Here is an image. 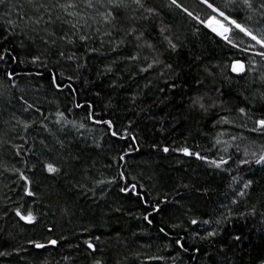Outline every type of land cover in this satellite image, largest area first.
I'll return each mask as SVG.
<instances>
[{
  "label": "trees",
  "instance_id": "1",
  "mask_svg": "<svg viewBox=\"0 0 264 264\" xmlns=\"http://www.w3.org/2000/svg\"><path fill=\"white\" fill-rule=\"evenodd\" d=\"M209 3L254 34L264 33V0H251V8L243 0ZM177 5L146 0L158 14L136 22L153 44L167 26L177 45L175 51L157 45L171 69L158 65L147 72L139 71L143 60L124 61L131 47L113 52L100 38L88 43L97 52L78 40L61 44L80 59L57 63L55 56L41 55L44 32L37 36L22 22L15 30L5 23L6 12L14 21L18 12L34 15L28 0L0 5V252L9 253L0 264H263L264 164L255 159L264 153V132L251 130L264 119L261 49L242 51L254 42L235 29L239 47L233 48L183 11L201 19L215 15L200 0ZM61 27L68 31L59 21L50 30L60 36ZM36 55L41 58L33 63ZM235 60L246 63L243 75L232 73ZM203 91L217 100L208 113L189 107V97ZM221 117L229 122L218 123ZM185 147L207 159L185 155ZM221 157L229 161L222 168L210 163ZM47 163L61 171L48 173ZM249 180L246 195L238 196ZM25 187L34 196L25 195ZM17 208L31 210L35 222L20 220ZM53 239L57 245H48Z\"/></svg>",
  "mask_w": 264,
  "mask_h": 264
},
{
  "label": "snow or ice",
  "instance_id": "2",
  "mask_svg": "<svg viewBox=\"0 0 264 264\" xmlns=\"http://www.w3.org/2000/svg\"><path fill=\"white\" fill-rule=\"evenodd\" d=\"M201 3L205 4L208 8L212 9V12L215 15L208 16L205 19H201L199 15H194L193 12H190L187 8H183V11L199 24L203 25L207 29H210L212 33L218 36L220 39L224 40L227 44L231 45L233 48L239 47L237 43L233 42L232 33L233 30H238L239 33H243L244 36L249 37L254 44L249 47L241 49L244 52L249 51L251 48L253 51L256 46L260 47V51L256 52L262 60H264V33L259 35L254 34L253 31L249 30L247 27L238 23L235 19H231L230 16L226 15L224 11L220 8L215 7L212 3H209V0H200ZM5 0H0V5H3ZM28 3L33 6L34 15H27L23 12H18L17 19L14 21L10 19V13H5V23L15 30L19 26V22L24 24V28L28 31L39 36L40 32H44V36H39V39L45 45V51L41 55L46 56H55L57 63L61 60L67 61H78L80 57H77L75 52H68L64 47H60L61 44L65 46H72L76 41L82 42V46L86 48L87 52H97V48L88 47L89 41L94 38H100V44L103 46L107 42L109 50L116 52L122 47L129 46L133 49L132 53L124 57V61L129 64H135L141 60L146 62V67H141L140 72H147L150 69H154L158 65H163L167 69H171L170 64H164L163 61L159 59L161 53L158 50L157 45L167 44V49L172 51L176 50V43L173 42V38L168 34L167 26H161L159 32L156 36V44H153L145 39L144 30L142 28L136 27V22L140 20H147L152 16L157 15L158 13L152 7H146V0H28ZM243 3L248 7H252L251 0H243ZM172 5H177V0H171ZM260 7L264 9V4H261ZM59 10V15H53L54 11ZM219 17V18H217ZM59 21L62 25H68V31H64L63 27L59 31L63 32V35L57 36L56 31L50 30L56 23ZM224 22H227V26ZM43 25V27H41ZM24 31V29H21ZM27 35V33H25ZM29 39H32L30 36ZM33 42H35L33 40ZM147 49L149 54L144 55V50ZM166 49V50H167ZM41 58L40 55L33 56L32 62L36 63ZM0 59H3L0 56ZM115 63V61L113 62ZM77 63V67H81ZM232 71L236 73H242L245 71V65L240 60H235L231 65ZM105 72H111L112 68L106 66L104 69ZM205 72L211 76L212 73L208 72V69L205 68ZM12 73H8L9 79L12 78ZM163 75V73H161ZM72 79V77H68ZM260 80L264 82V74H261ZM53 82H56V76L53 75ZM201 83V81H198ZM60 87V85H56ZM113 86H117L113 82ZM172 88L176 87L175 83L171 84ZM189 107L192 110H198L203 113H208L211 109L217 107V100L212 95L209 94V91H203L197 95L189 97ZM81 107L80 105H77ZM28 107H32L29 105ZM38 111V109H37ZM239 113L244 115L246 114L245 108H240ZM58 115L62 116V113ZM229 122L227 117H221L218 123ZM110 128L112 127L111 121L105 122ZM25 128H28L29 125L25 124ZM80 127H83L81 124ZM254 132H264V119H258L255 121V127L251 129ZM112 135L115 136L117 133L113 130ZM235 139V137H233ZM43 143V141L41 142ZM60 147L63 149L65 146L62 141H57ZM217 144L221 141L217 140ZM227 150V149H225ZM185 155H195L198 159L206 160L207 157L201 156L200 153H191L188 148L180 149ZM163 152H169L168 147L163 148ZM19 155V153H16ZM245 155H248V152L245 151ZM255 156V153H252ZM123 159V157H121ZM229 159H232L230 156ZM228 160L220 158L219 160L210 161L216 168H222L224 165L228 164ZM235 162V161H234ZM240 164L249 163L246 159H241ZM256 164H264V153L259 155L255 159ZM45 168L48 173L55 174L61 171L60 168L55 167L53 163H47ZM123 176V173H121ZM21 179L25 180L28 185L31 184V181L28 180V177L24 176L23 172L20 173ZM98 183H103L98 182ZM252 185V181L244 182L243 189L237 193L238 196L243 197L246 195L245 189H248ZM136 185H132V190L135 191ZM122 192H127L128 188L124 187L121 189ZM25 195L31 197L34 196V192L31 191L30 187H25ZM232 203H236L235 200ZM154 211H159V206L157 205ZM15 215L19 217L20 220L33 224L36 220V217L33 215L31 210H27L26 214H22L21 209H15ZM145 219H148L145 216ZM193 224H196V220L191 221ZM221 221H217L220 223ZM149 223L151 221L149 220ZM203 223L207 224L210 221H204ZM51 231V229H49ZM163 232L164 229H161ZM216 232H209L208 236H215ZM98 240L99 237H96ZM234 240L239 241L240 237L235 236ZM29 243L34 244L35 248L43 249L46 247L45 244L38 243L35 241H29ZM56 240H49L48 245H57ZM87 246L92 251H95V245L91 241H86ZM177 244L183 247L181 242L177 240ZM9 253L0 252V256H7ZM96 264H100V261H97Z\"/></svg>",
  "mask_w": 264,
  "mask_h": 264
},
{
  "label": "water",
  "instance_id": "3",
  "mask_svg": "<svg viewBox=\"0 0 264 264\" xmlns=\"http://www.w3.org/2000/svg\"><path fill=\"white\" fill-rule=\"evenodd\" d=\"M240 61L245 65V71L244 72H242V73H236V72H233L232 71V68H231L232 73L234 75H237V76L243 75L246 72V69H247L246 63L244 61H242V60H240ZM263 264H264V262H263Z\"/></svg>",
  "mask_w": 264,
  "mask_h": 264
},
{
  "label": "rangeland",
  "instance_id": "4",
  "mask_svg": "<svg viewBox=\"0 0 264 264\" xmlns=\"http://www.w3.org/2000/svg\"><path fill=\"white\" fill-rule=\"evenodd\" d=\"M219 18V17H218ZM223 23H225V25L227 26V22H224V21H222Z\"/></svg>",
  "mask_w": 264,
  "mask_h": 264
}]
</instances>
